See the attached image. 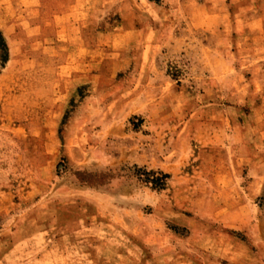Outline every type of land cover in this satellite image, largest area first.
Segmentation results:
<instances>
[{"label": "rangeland", "instance_id": "374dc122", "mask_svg": "<svg viewBox=\"0 0 264 264\" xmlns=\"http://www.w3.org/2000/svg\"><path fill=\"white\" fill-rule=\"evenodd\" d=\"M0 32V264H264V0H0Z\"/></svg>", "mask_w": 264, "mask_h": 264}, {"label": "trees", "instance_id": "16d2710c", "mask_svg": "<svg viewBox=\"0 0 264 264\" xmlns=\"http://www.w3.org/2000/svg\"><path fill=\"white\" fill-rule=\"evenodd\" d=\"M9 59V48L7 42L0 32V68H3L4 65L7 63ZM157 175L153 181L150 183L152 184V188L156 190H161L164 188L165 181L168 179V175L163 173H153L151 172V177ZM258 207L264 210V185L262 188L261 195L257 198Z\"/></svg>", "mask_w": 264, "mask_h": 264}]
</instances>
